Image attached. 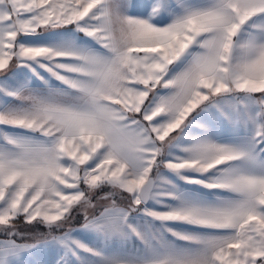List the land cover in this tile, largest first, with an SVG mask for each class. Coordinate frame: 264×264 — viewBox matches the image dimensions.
I'll list each match as a JSON object with an SVG mask.
<instances>
[{"label": "snow or ice", "instance_id": "snow-or-ice-1", "mask_svg": "<svg viewBox=\"0 0 264 264\" xmlns=\"http://www.w3.org/2000/svg\"><path fill=\"white\" fill-rule=\"evenodd\" d=\"M0 264H264V0H0Z\"/></svg>", "mask_w": 264, "mask_h": 264}, {"label": "rangeland", "instance_id": "rangeland-1", "mask_svg": "<svg viewBox=\"0 0 264 264\" xmlns=\"http://www.w3.org/2000/svg\"><path fill=\"white\" fill-rule=\"evenodd\" d=\"M73 226H77V225H73Z\"/></svg>", "mask_w": 264, "mask_h": 264}]
</instances>
